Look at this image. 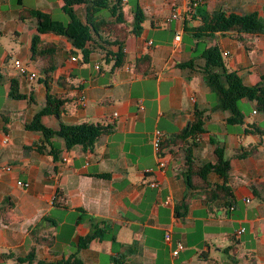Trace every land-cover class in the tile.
<instances>
[{
    "label": "crops",
    "instance_id": "obj_1",
    "mask_svg": "<svg viewBox=\"0 0 264 264\" xmlns=\"http://www.w3.org/2000/svg\"><path fill=\"white\" fill-rule=\"evenodd\" d=\"M8 1L0 0V264H14L6 254L23 256L32 246L38 258L49 262L76 252L84 264H117L116 260L127 264H234V260L264 264V133L245 131L251 123L264 131V113L258 114L254 102L241 99L243 123L229 124L228 111L213 109L217 95L203 79L204 60L200 58L204 47L216 44L224 67L238 70L243 82L253 85L264 74V34L241 33L242 41L235 32L195 37L190 27L199 20L190 19L188 0H122L127 23L136 6L144 21L140 34L125 38L126 62L119 68H112L114 61L106 59V50H117L116 44L107 43L114 40L113 33H102L104 40L87 43L82 37L71 40L41 34L43 41L57 47L49 92L65 99L59 117L43 115L41 121L54 129L61 123L113 125L110 133L101 135L88 149L80 145L66 149L64 141L55 138L61 152L53 160L35 148L42 143V135L25 129L44 106L46 87L40 62L30 59L35 21L19 19L18 11L24 4L53 16L54 6L62 10L63 2L18 0V6L7 7ZM204 3L209 12H255L264 21V0ZM75 9L83 18L84 6ZM173 13L177 17L168 20ZM67 18L59 20L67 22ZM84 45L90 48L87 61L80 50ZM143 55L149 57L148 65L135 69V60ZM15 58L36 77L19 73L13 65ZM191 59V67L177 66ZM12 82L22 98L10 96ZM81 95L85 105L80 103ZM196 110H202L206 119L204 131L192 146L193 156L199 164L213 162L215 146L223 147L230 165L231 207L190 197L196 191L184 181L185 159L179 144L164 145L167 167L164 173L155 172L153 131L160 129L165 140H171L192 121ZM257 114L251 122L250 115ZM241 153L247 154L239 157ZM207 178L212 184L222 182L215 173ZM19 180L28 186L17 184ZM153 180L159 182L158 187L149 185ZM168 197L171 201L165 203ZM185 199L184 208L180 202ZM87 216L95 223L111 224L116 243L94 238L78 250L79 238L91 230ZM241 227L244 231L237 234ZM179 242L184 248L173 256L171 251ZM221 256L226 260L220 261Z\"/></svg>",
    "mask_w": 264,
    "mask_h": 264
},
{
    "label": "trees",
    "instance_id": "obj_2",
    "mask_svg": "<svg viewBox=\"0 0 264 264\" xmlns=\"http://www.w3.org/2000/svg\"><path fill=\"white\" fill-rule=\"evenodd\" d=\"M62 10L68 17L67 22L54 18L50 13L42 11L36 7L20 4L18 17L21 20L32 19L35 21L36 32L30 40V59L39 61V69L43 77L41 80L46 87V96L44 106L34 114L30 122L25 124V129L36 131L42 135V143L36 144L35 148L39 153H47L57 160L61 152L60 145L54 140L62 139L66 149L76 145L82 148H91L97 139L104 134L113 130L112 124L81 122L77 124L61 123L57 129L46 126L42 121L43 115H54L59 117L64 110L65 99L59 95H53L50 91L52 74L55 69V52L56 44L45 42L41 39V34L51 33L61 35L68 39L74 40L82 37L87 43L89 40L96 42L104 40L102 33H113L114 40L108 41V44H116L117 50H106V59H112V68L122 67L125 62V53L123 43L129 34L138 35L142 31V22L144 14L140 7L136 6L133 10V17L130 23L126 21L125 4L122 0H62ZM20 3V2H19ZM84 6L83 18L79 17L75 6ZM188 14L192 19L199 20L197 26L190 27L195 37L202 38L212 36L217 32H235L238 39L242 41L241 33L260 35L264 34V21L258 17L257 13H226L221 10L209 12L206 9L204 0H188ZM108 18V19H106ZM98 37V38H95ZM83 60L87 61L90 54V48L86 45L80 48ZM200 58L204 60L201 68L203 79L206 84L216 93L217 103L213 109H220L229 112L227 122L229 124H242L243 113L239 107L241 99H247L254 102L255 110L264 113V74L260 80L248 85L243 82L238 70H227L224 67V59L216 44L208 45L200 52ZM194 59L179 62L178 67H191ZM149 57L143 55L134 62L135 69L140 66H147ZM10 96L19 99L23 95L15 89L12 82ZM206 116L202 110H196L194 118L185 127L173 134L171 140H164L162 146L179 144L182 147L184 155L183 176L186 186L195 190L192 196L201 198L204 204L218 202V206H233V193L231 187L227 184V172L230 168L229 160L224 156V149L215 146V160L199 164L196 162L192 146L195 139L204 131V122ZM250 133L261 135L264 131L255 123L250 124ZM254 150L252 148L251 152ZM247 153L238 154L243 157ZM215 173L222 178L221 183L212 184L207 176ZM187 200H182L180 204L187 206ZM1 208V207H0ZM91 221V230L88 234L79 238L77 249H84L94 238H109L116 243L115 228L106 221L95 223L94 219L87 216ZM37 243L40 241L37 239ZM6 257L13 258L14 264H84L77 253H72L66 258L55 262H49L37 257L35 246L23 256L6 254ZM117 264H127L124 260H116ZM234 264H242L234 260Z\"/></svg>",
    "mask_w": 264,
    "mask_h": 264
},
{
    "label": "built area",
    "instance_id": "obj_3",
    "mask_svg": "<svg viewBox=\"0 0 264 264\" xmlns=\"http://www.w3.org/2000/svg\"><path fill=\"white\" fill-rule=\"evenodd\" d=\"M177 17V14L176 13H173L169 18L168 20H171L172 18H176ZM179 38V34H176L175 36V39H178ZM228 52H225L224 54H227ZM76 58L75 57H72V60H75ZM13 65L14 67L18 70L19 73L21 74H27L28 77L30 79H33L36 77V74L34 72H27V69L26 67L23 65V63L21 62L20 59L18 58H15L13 60ZM80 100V103L82 105H85L86 103V100H85V97L83 95L80 96L79 98ZM255 112V111H254ZM116 115V113H115ZM165 140V135L163 133V131H161L160 129H155L153 131V134H152V140H151V143H152V147H153V152L155 154V158H156V170L155 172H159V173H164L165 170H166V167H167V160L165 158V153H164V150H163V142ZM17 184L23 186V187H27L28 186V183L27 182H22V181H17ZM149 185L151 187H158L159 186V182L157 180H153V181H150L149 182ZM246 201H249L248 198L245 199ZM171 199L168 197L165 199V203H170ZM244 231V228L241 227L239 230H237V234H240ZM165 240L167 242L170 241V234L169 233H166L165 234ZM184 248V245L179 242L177 244V246L171 251V254L173 256H177L178 253Z\"/></svg>",
    "mask_w": 264,
    "mask_h": 264
},
{
    "label": "rangeland",
    "instance_id": "obj_4",
    "mask_svg": "<svg viewBox=\"0 0 264 264\" xmlns=\"http://www.w3.org/2000/svg\"><path fill=\"white\" fill-rule=\"evenodd\" d=\"M26 3H34V0H24ZM17 5L18 6V0H9L8 3H7V7H11V6H15ZM6 6L4 5L3 8H6ZM53 17L56 18V19H64L66 21V18L67 16L63 13V11L57 7L54 6L53 8ZM68 19V18H67ZM6 41L8 43H10V40L9 38L6 39ZM202 46V44H199V48ZM263 112H258V114H262ZM258 114L257 115H250V118L249 120L252 122L253 120L256 119V117H258ZM261 126L264 127V123H261ZM252 136V135H251ZM262 136V135H260ZM220 261H222V259H225V258H222V256L219 258ZM226 260V259H225ZM225 264H229V263H225Z\"/></svg>",
    "mask_w": 264,
    "mask_h": 264
}]
</instances>
